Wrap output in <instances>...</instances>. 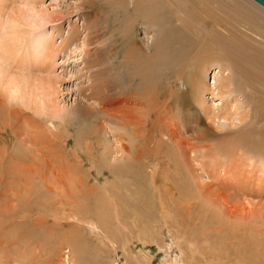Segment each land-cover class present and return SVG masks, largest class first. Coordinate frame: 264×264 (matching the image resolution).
Segmentation results:
<instances>
[{"label": "bare ground", "instance_id": "6f19581e", "mask_svg": "<svg viewBox=\"0 0 264 264\" xmlns=\"http://www.w3.org/2000/svg\"><path fill=\"white\" fill-rule=\"evenodd\" d=\"M35 1L38 0H0V144H2L0 165H7L6 157L8 158V155L9 158L15 155V158H8L10 161L17 158L15 151L18 150V146L14 144L10 147L8 141L11 137L8 135H12L16 143L26 146L55 144L54 139L57 135H52L49 126L45 125L44 128L47 133L50 132L49 136L52 138L45 134H39L38 128L39 125L44 126L43 122L39 118L28 115L27 111L30 110L39 116L61 120L63 124L65 123L64 130H67V126L73 125L76 121L79 124L82 122V125L83 121L84 123L88 122V127L80 128L77 124L79 129L74 131L75 147L72 146L74 148L72 151L75 157L80 159L78 164H82L81 168L84 166L82 163L84 157L80 151L83 150L88 156L91 154L93 157L100 151L99 154L102 155H100V159L102 158L101 161L104 165L106 164V170L112 174L114 182L110 184V189L104 188L111 193L109 201H107L99 197L101 195L98 193L99 187L89 185L91 179L83 174V180L74 178L76 175H69L68 179L65 177L64 182L59 181L58 175V177L56 176L58 180L48 176L46 177L49 178L48 180L43 178L45 181L42 189L48 195L45 199L46 207L43 206L44 209L39 207L36 201L30 204L31 200L28 199V196L22 199L18 198V203H22L25 210L39 208L37 214L43 215L44 219L48 220L47 216H49L50 219L57 220L60 219L59 216L56 218L54 210L51 209L59 210L58 205L59 207L63 205L62 201L69 203L75 198L71 204L70 215L63 222H66L68 226L73 225L69 226L73 231L76 223L74 222L75 216L78 217L83 211L87 212V205L80 206L76 202L83 197L89 203L88 197L95 194L99 197L101 209L111 215L116 222L118 221V226L122 229L133 232L136 230L137 224L145 217V208L151 202L149 195L155 197L159 203L161 225H166L169 229L176 227L174 223H177V220H174L172 215V220L167 217L168 206L174 200L182 198L185 200V204L181 212V225L188 224L189 230L181 235V238L194 244L189 246V253L193 259L197 257L199 261L202 260L206 264H225V262L227 264H264V228L260 227L257 219L250 225L230 220V217L236 212L246 214L245 203L251 206L253 199L264 197V158L255 159L256 155H262L263 142L253 134L257 127L246 126L255 123L258 118L264 119V23L256 22L255 18L258 16L254 18L247 14L249 11L242 4L243 7H240L235 4H227L224 0H81L77 7L79 9L77 15L83 19L84 31L87 30L86 40L77 44L80 32L77 28L72 27L71 33H67L61 41V45L55 47L50 36L46 35L47 37H45L37 34L40 24L43 25L54 19L50 20L51 15L46 12L47 10H42L40 7L41 10L37 9L36 6L27 7L25 4L26 2L33 4ZM249 1L264 13V6L262 7L254 0ZM223 7H230L228 9L231 12L227 13ZM106 8L108 10L110 8L116 12V15L122 16L121 20L125 25L121 31L119 29L120 32L117 33L118 37L114 42L108 40L109 43L103 46V51L105 50L103 56L107 65L104 67V76L102 77V72L99 70L100 65L96 68L99 64L96 57L99 49L94 51V46H90L98 41L96 38L99 37L95 38V36H98L97 34L106 22L102 20L101 23V19H99L101 17L96 12L104 14L103 10ZM52 16H54L53 13ZM55 16L58 19L60 14L58 17ZM173 20L180 21L179 26H175ZM138 21H142L147 28H149L148 26L157 27L156 41L155 44L151 43L154 47L149 52L145 50L146 47L144 48L128 35L132 32L134 23ZM106 25L104 29L102 28L104 33L109 27L107 23ZM31 36L37 40L34 44H28ZM110 38L112 39V37ZM186 42L189 43L188 46H186ZM74 43L75 45H73ZM172 44L176 45L178 53L170 49ZM119 45L121 48H118ZM77 48H85L83 53L88 58L82 56L80 63L82 64L81 70H86L88 73L83 81L88 80L89 84L86 86L81 84L82 86L77 88L79 100L69 109H64L60 107L59 102H56L60 93L57 83L61 82L63 76L59 75L62 78L57 79L58 73L54 75L55 78L54 73H49L50 79L43 74L47 71L52 72L49 69L50 62L54 61L56 54L63 50L66 55L68 49L70 51L75 49L73 51L75 52ZM187 53H195L194 55L197 54L195 59L198 58L197 62L198 60L203 61L198 72L196 71V78L190 83L188 80L186 81L190 84V93L188 92L190 97L197 105L199 112L202 113V117L204 116L200 120L201 116L198 111L193 113L197 115L193 120L192 134L188 136L185 133L190 120L181 111V105L186 103V101L184 102L186 97L182 93L180 95V93L173 92L178 94L174 95L173 89L168 88L170 101L178 105L174 109L175 112L171 113L173 104H170L168 96L167 98L163 97L162 92L159 91L161 86L171 85V82L161 80L163 78L168 81L173 71L170 57L178 58L180 55L186 57ZM78 55L79 53L76 56H71L70 53L69 58L76 59H72L71 62L77 61ZM207 56L210 61L207 60L204 63ZM119 57L121 60L116 62ZM179 61L180 59L177 63ZM177 65L183 67L184 62L181 60ZM212 65L215 66L213 67L212 82L206 83L204 76L207 68ZM160 68L163 70L162 73L158 72L161 70ZM83 72L81 71L79 74L82 76ZM206 92L211 95V100L205 99ZM250 104L255 107L253 114H249ZM160 110L164 111L162 114L167 110L174 122L170 125L165 122L164 128L158 129L157 127L156 134L153 129L158 123L156 124V121L152 120V116ZM165 115L163 114V117ZM258 115L260 117H257ZM162 119L165 120V118ZM175 120H179V122L177 123ZM222 120L228 122L229 128L235 127L238 123L246 121L247 123L236 131L221 132L220 123ZM102 121H107V123L103 125ZM198 121L205 127L198 126ZM48 124L51 125V122ZM147 124L152 125L155 136L149 133V129L142 128ZM245 128L247 133H239ZM106 130L114 132L112 139H109L110 142L104 137ZM116 130L117 132H115ZM140 133L146 134L147 140L145 137L139 139L138 134ZM148 134H151V137H148ZM69 139V136L66 135L63 140H58V146L51 147L52 150L54 149V152L60 155L61 149H66ZM11 150L15 151L10 153ZM151 150H155L153 155H151ZM235 157H239V162L245 161L249 162L248 165L254 164L252 170H248V172H253L254 169L256 171L253 174H258L247 176L241 171H233L234 168H231V171L228 170V162L232 159L238 160ZM117 158L125 161L110 168V163ZM150 163H153L154 167L150 169L149 182L142 189L139 185L142 167L145 165L148 168ZM17 169L15 168V170ZM78 170L80 171V169ZM14 172L12 170V173ZM125 177H131L134 181L133 188L123 181L118 185L115 184L116 179L122 180ZM24 194L30 193L24 191ZM64 210L67 211L65 208ZM170 211H172L171 208ZM96 212L100 214L101 211ZM202 212L205 214H200ZM249 215L250 218L254 217L253 214L248 213ZM207 216H210L209 220H207ZM19 218L21 220L13 218L11 222L18 224L17 228L21 227L23 237L28 239L34 235V230L26 228V217ZM95 220L99 221V219ZM105 220L106 217L103 218V225L98 224L106 227ZM197 220L198 222H196ZM88 223L90 227L96 225L92 222ZM81 228L87 229L86 226ZM209 228L210 232L208 233ZM212 232L217 237V243H214L217 248L215 251H212L209 243ZM68 233L70 239L67 237V240L69 239L67 242L70 247H73V250L66 249V258H63L59 264H75L72 257L76 251L82 250V245L77 242L75 232ZM201 233L203 234L200 235ZM138 237L139 235H137ZM173 237L177 239L176 236ZM201 240H204L205 243L200 244ZM68 251L73 254L71 257ZM3 258L4 261L8 260V258ZM24 258L21 255L18 258L15 257L14 260L18 262L17 264H26ZM0 264H3L1 259Z\"/></svg>", "mask_w": 264, "mask_h": 264}, {"label": "rangeland", "instance_id": "374dc122", "mask_svg": "<svg viewBox=\"0 0 264 264\" xmlns=\"http://www.w3.org/2000/svg\"><path fill=\"white\" fill-rule=\"evenodd\" d=\"M224 1L227 2V4L228 3L231 5L235 4V5H238L240 7L243 5L244 8H247V10L249 11L247 14H250L254 18L256 16H258L255 18L257 23H259V22L264 23V13L260 11L259 7L257 8V6H255V4H252L249 0H227V1L224 0ZM80 3H81V0H38V1H35L33 4L30 2H26L25 4L27 7L36 6L37 9L41 8L42 10H47L46 12H48L51 16H52V13L54 14V16H52V17L50 16V20L53 18L54 19L53 21H50L48 23H44L43 25L40 24V29H39L37 34H40L41 36L44 35L45 37L50 36V38H52L53 45L55 47H57V46L61 45V43H62L61 41H63V38H65L67 33L68 34L71 33L72 27L77 28L78 31L80 32V38L76 42L77 44L78 43L80 44L81 42L86 40L87 30L84 31L83 19L77 15L78 10H79L77 7ZM223 4H224V2H223ZM173 7H176V5H173ZM43 8H45V9H43ZM228 8H230V7H223L224 11H226L227 13H229V11L231 12V10H229ZM91 11L95 12L93 10H91ZM103 11H104V14H102L103 12H101V13L96 12V14L98 13L97 15L101 17V18H99V19H101V23H102V20H103V22L106 21L104 23V25L102 24L104 26V27L102 26V28L104 29L107 26L106 23L109 25V27H107V32H105V33H104V30L101 28L100 29L101 31H99V33L97 34L98 36H95V38L99 37V38H96V40H98V41L94 40L95 44L93 43L90 46V47L94 46V48H95V49H93L94 51L96 49L97 50L101 49L100 52L98 50L97 55H96L98 62H99V64L96 66V68L100 65L99 70L102 72L101 73L102 77L104 76L103 75L104 67H106V65H107V63L104 59V56H103V54H105V50L103 51V46L106 43H109L112 41L114 42L115 39L118 37L119 32L121 31V29L125 25V23L124 24L122 23V20H121L122 16H120L118 14L116 15V12H113V10H110V8H109V10L106 8ZM59 14H60L61 18L59 16ZM55 15H57V17L59 16L58 19L55 18L56 17ZM113 16H114V18H113ZM97 20H98V18H97ZM115 21H117V22H115ZM175 22H176V20L174 21L175 26H179L180 21H177L176 23ZM51 23L57 24V25H53ZM114 23H115V25H113ZM135 23H134V27H133L132 32L128 33V35H130V38H134V40L137 41L139 44H141L144 48L146 47L145 50H147L149 52V50H151L154 47L153 44H155V41H156V34H157L156 28L157 27L148 26L149 28H147L142 21H138L136 24ZM259 25H261V24H259ZM59 29H60V31H59ZM119 29H120V31H119ZM153 30H154V32H153ZM110 33H112V34H110ZM105 36H106V38H105ZM110 37H112V39ZM95 38H92V39H95ZM29 40L30 41H28V44H34L37 41L34 36H31L29 38ZM108 40H109V42H108ZM132 41H133V39H132ZM152 42H153V44L151 45ZM73 45H75V43ZM188 45H189V43L186 42V46H188ZM121 46H122V44H121ZM121 46L119 45L118 48H121ZM170 49L173 50L175 53H178L176 51V45L175 44H172V48L170 47ZM74 50L75 49H72L70 51L68 49L66 51V55L64 54L63 50L61 51V53L56 54V56H54L55 59L53 58L54 61L50 62L51 65H50V63H48L50 65L49 69H51L52 72L47 71L48 72V73L46 72L47 74L45 72L43 74L44 76L49 77L50 79H51V76H50L51 73H54L53 76L58 73L56 75L57 79L62 78L59 75L63 76V79L61 80V82L57 83L60 87L59 88L60 93L57 96L58 99H56V102H59L60 107H63L64 109H69L72 105H74L77 102V100H79V96L77 94V88L81 87L82 85L86 86L87 84H89L88 80H86L85 82L83 81L85 76L88 75V73L86 70H81L82 64L80 63L82 56H84V58H88L83 53L84 52L83 50H85V48H80V49L77 48V50L75 52H73ZM70 53H71V56H74V55L76 56L79 53V55L77 56L78 57L77 61L71 62L72 59H74V60H76V59L75 58H69ZM179 53H183V52H179ZM195 53H191V54L187 53V54H185V55H188L186 57L181 56V55L178 57V55H177V57L180 59V61L178 63H180L181 60H182V62H184L183 67L180 65L179 66L177 65L178 64L177 61L179 60L178 58H174L171 56L170 62H172V65H173V68H172L173 71L171 72V76L169 77L168 81L164 80L163 78L161 79L164 82H171V85L168 86L165 84V85L161 86L159 89V91L162 92L163 97H165V98H167L168 95L170 96V94H169L170 91L168 92V88L171 90L172 89L174 90V91L172 90V93L176 92V93H180V95L182 93L186 97L187 100L186 99L184 100V102L186 101V103L181 105L182 106L181 111H182V113H184L185 117H187V119L190 120L189 121L190 124L187 127L188 130H186L187 132L185 133V135H187V136L192 134L191 129L194 128V124H193L194 121L193 120L195 119V117L197 115V114L194 115L195 112L198 111V113L200 114V116H201L200 120H202L204 118V116L202 117V113L199 112L197 105L193 102V100L189 94L190 93V91H189L190 84L189 83L191 82V80L193 81V79L196 78L198 69L200 68V65L203 64L202 60H198V62H197L198 58L195 59L196 58L195 56H197V54L194 55ZM166 54H168V53H166ZM94 56H95V53H94ZM120 60L121 59L119 57V58H117L116 62H118ZM207 60H209L208 56H207V59L204 60V63ZM188 61H190V62H188ZM200 61H202V62H200ZM116 62H115V64H116ZM181 64H183V63H181ZM102 67H103V69H102ZM213 67H215V66L212 65V66H209L207 68L206 74L204 76L205 77L204 81L206 83L212 82ZM161 70H159V71L157 70V71L162 73L163 70L162 71ZM81 71L82 72L84 71L82 73L83 74L82 76H81V74H79V73H81ZM85 72L87 74H84ZM158 74H160V73H158ZM193 76H195V77H193ZM54 78H55V76H54ZM186 80H188L189 83ZM58 85H57V87H58ZM165 92H166V94H165ZM173 94L178 95L175 93H173ZM169 96H168V99L169 98L171 99V97H169ZM204 97H205V99L207 98V100H211L210 99L211 95L209 93L205 94ZM170 99H169V101H170ZM165 100L167 101V99H165ZM245 100H246V98H245ZM216 102H219V101H216ZM167 103H168V101H167ZM170 104L171 105L173 104L171 106V107H173L171 110V113H174L175 112L174 109H176L178 105L174 104L171 101H170ZM10 106L12 107V105H10ZM249 108L251 109L249 114L250 113L253 114L255 111V107H253L251 105ZM160 111H157L154 114L155 116L154 115L152 116V120H155L156 124L158 123L156 125L155 129H153V130H155L154 132L156 134L158 132L157 130L160 127L164 128L165 122L166 123L168 122L169 125L174 122L170 118V116L168 115L167 110H166V113H163L164 115L166 114L165 115L166 117L165 116L163 117L162 112H164V111H161V112ZM27 113H28V115H30L34 118H39L40 121L42 120L43 123L42 122L41 123L44 126L39 125V128H38V132L40 135L45 134L46 136L52 138L51 136H49L50 132L48 131V133H47V131H45L44 127H45V125H47L51 129L52 135H57L58 138H57V136H55V138H56V139H54L55 144L51 143L48 146L47 145L44 146L42 144H35L34 145L32 143H31L32 146H26L23 144L16 143V141L14 140V137L12 135H8L9 137H11V139L8 141V142H10V147L15 144L18 146V148H17L18 150L17 151L11 150V152H10V153H13L15 151V153L17 155L16 160L14 159V160L10 161L9 159H12V157L15 158V155L12 156L11 158H9V155H8L9 159L6 157V160L8 162L7 165H0V219H1L0 220V223H1L0 224V251H1L0 255L2 253L3 254L5 253L4 254L5 256L4 255L0 256V259H1L3 264L4 263L5 264H17L18 262L15 261L14 259H15V257L18 258L21 255H23L25 257L24 259H26V261H24V263H26V264H59L60 262H62L63 258L64 259L66 258L65 255H67V253L65 251L70 250V249L73 250V247H70L68 242H67L70 239V235L68 232H75V236L78 240L77 242H80V244L82 245V250H79L78 252L76 251L74 253V256L72 257L75 260V264H206L202 260H201L202 262L199 261L197 257H195L196 259H193V257H191V255L189 253V246H192L194 244L187 242V241H184L181 238V235H183L184 233H186L189 230L188 224L183 223V225H181V223H182L181 212H182L183 206L185 204L184 199L178 198V199L174 200V202L169 204V206H168L167 217L171 218L170 220H172V216H173V219L177 220V223H174L176 225V227L173 229H169L168 227H166V225H164V226L161 225V220H160L161 218H160V213H159L160 208L158 207L159 203L155 197L150 196V195H149V200H151V202L145 208V217L143 218L142 221L139 222V224H137L136 230H134L133 232H132V230L128 232L126 229H122L120 226H118V221L116 222V220H114V218L111 215H108V213L105 210L101 209V207L99 206V205H101L100 200H98L99 197H101L103 200L106 199L107 201H109L108 198H109V195H111V193L108 190L106 191V189H104V188L110 189L111 188L110 184L112 182H114V178L112 177V174H109L108 171L106 170L107 169L106 164L104 165L103 161H101L102 158L100 159V157L102 156L101 154H99L100 151L95 153L94 157L90 154L92 156L91 158H90V155L88 156V154L86 152H84L83 150H82L83 152L80 151L81 152L80 154L83 155L84 160H85V161L82 160V163L84 165L82 168H81L82 164H78L80 159L75 157L74 152L72 151L74 149L72 147V146H74V138H75V135H74L75 132L74 131L77 130V128H78L77 124H79V123H77V121H76L75 123H73V125L71 124L70 126H67V130H64L65 128H63V127L65 126V123L63 124V122L57 118L51 119V118L46 117V116H45L46 117L45 118L44 116H39V115L34 114L30 110H28ZM161 117L165 118L166 121L164 119H162ZM257 117H260V116L258 115ZM43 119H44V121H43ZM168 119H169V121H168ZM72 120H74V119H72ZM50 122H51V125H53V126L48 124ZM102 122H103L102 123L103 125H104V123H107V121H102ZM175 122L178 123L179 120L178 121L175 120ZM245 123H247V121L243 122L241 124L238 123L235 127L229 128L228 122H225L222 120V122L220 123V125L222 126L221 132H224L226 130H235L236 131V130L240 129L241 127L245 126L244 125ZM85 124H87V125H85ZM197 124H198V126L200 125L199 121ZM204 124L207 125V123H204ZM81 125H82V122H80V124H79L80 128L83 126L88 127V122L84 123V121H83V125L82 126ZM152 125H153V123H152ZM151 126H150V124H147V126H146L147 128L145 126H142V128L144 130L149 129V131H150L149 133H151L153 136H155L153 131H152ZM200 126L205 127V125H202V124ZM208 126H210V125H208ZM246 126L257 127V129L255 130V132L253 134L256 135L255 137L258 140H261V142H263V146H262V150H261L262 155H256V158L254 157L255 156L254 155L253 157L255 159H257L258 157L264 158V119L258 118V119H256L255 123L250 124V125H246ZM157 127H158V129H157ZM249 127H247V128H249ZM40 128L42 129L41 131H40ZM67 131H68V133H67ZM8 132L10 133L9 130H8ZM115 132H117V130ZM243 132L247 133L246 128L243 131H240L239 133H243ZM257 132L258 133L260 132L259 133L260 135ZM113 133L114 132H108V130H106V134L104 135V137L108 140L112 139ZM151 134H148V137L149 136L151 137ZM60 135L62 136L61 138H60ZM66 135H68L70 139L68 141L66 149L65 150L61 149V154L59 155L56 152H54L55 150L54 149L52 150L51 147L58 146L59 141L63 140ZM138 135L140 136V137L138 136L139 139L140 138L142 139L143 137H145L147 140L146 134L140 133ZM71 137H73V138H71ZM258 137H260V138H258ZM110 141L111 140H109V142ZM126 144L128 145L127 142H126ZM108 145H109V143L107 142V146ZM1 146H2V144H0V147ZM37 147H40L41 149L40 148L37 149ZM12 149H14V148H12ZM154 152H155V150H151V155H153ZM54 153H55V157H54ZM191 156H193L192 153H191ZM235 158H237V157H235ZM18 160H19V162H17ZM126 160H128V159H126ZM124 161L125 160L122 161L120 158H117L115 161H112L110 163V168L115 167ZM239 161H240L239 159L235 160V161H234V159L230 160V162H228V164H227V167H228L227 169L231 171V168L232 169L234 168L233 171H236V172L241 171V173H244V174L246 173L245 175H247V176L254 175L253 173L256 170L253 169V172L252 171L250 172L252 174H250L248 172V170L249 171L252 170V167L254 164L248 165L249 162H245V161L239 162ZM21 162H22V164L23 163L24 164L22 165ZM99 162H101V163H99ZM10 164L12 165L11 167H10ZM101 164H102V166H101ZM17 165H19V166L21 165V167H19ZM229 165L230 166L232 165V167H229ZM153 167H154L153 163H150L148 168H146L145 165L142 167V169H143L142 175L139 178V182H140L139 185L142 187V189H143V187H145L147 182H149L148 178H149L150 169H153ZM15 168L16 169L21 168V169L15 170ZM101 168H103V169H101ZM34 169H35V171H34ZM78 169H80V171ZM12 170L15 171L14 173L16 176L14 175V173H12ZM75 171H77V172L75 173ZM40 173H41V175H40ZM44 173H45V175H44ZM50 174H53V175H50ZM60 174H62V175H60ZM64 174H65V176H64ZM82 174L85 175V177H89V179H91V181L89 182V185L99 187L98 193H100L101 195L98 197L95 194H92L91 197H88L89 199L86 198V199H88L89 203L91 202L90 204L92 206L83 197L78 199V201L76 202L78 205L84 206V207L87 205L86 206L87 212L83 211L79 214L78 217L75 216L76 218L81 219V220L78 221L76 218L74 219V222H76V223L74 224L73 231H71L72 228L69 227V226H73V225L68 226L66 224V222L65 223H63V222L66 220L68 215H70L69 211L71 209V204H72V202L75 201V198H73L72 201L69 203H64V201H62L63 205H60V207L58 205L59 210H57L55 208L51 209V210L55 211V212L53 211V213L56 216V218L59 216L58 218H60V219H57V220L56 219L55 220L50 219L49 216H47L48 220L44 219L43 215L39 216L37 214L39 208L37 210L34 208H30V210H29V208H27L25 210L23 207L24 205L22 203H18L19 202L18 198L22 199V198H26L28 196L29 197L28 199L31 200L30 204H32L33 201H36L37 204L39 205V207L41 206V208L44 209V207H46L45 206L46 205L45 199L47 198L48 195L46 194V192L42 188H43V182L45 181V179L46 180L49 179L46 177L49 176V177L56 178V176L58 175L59 176V177L57 176L58 179L60 178L59 181L64 182L65 177H66V179H68L69 175L70 176L76 175L74 178H78L80 180H83L84 176ZM256 174H258V173H256ZM20 176H21V179L19 180ZM43 178H45V179H43ZM116 180H117V182H115L116 185H118L119 182L121 183V181H123V182H125V184H128L130 188H133V185L135 184L134 181L131 179V177H127V178L125 177L122 180H119V179H116ZM8 182H10V183L8 184ZM17 182H19V183L21 182L22 184L21 183L19 184ZM18 184H19V186H18ZM13 185L15 188L13 187ZM27 185H28V187H27ZM16 186H18V187H16ZM21 187H22L23 191H22ZM24 191H26L27 193H30V194L25 195ZM151 191L154 192L152 189H151ZM7 193H8V195H7ZM34 193H35V195H34ZM11 203H13V204H11ZM82 203H84V204H82ZM247 206H249V205H247L245 203V207H246V210H245L246 214L245 215H244V213L236 212L230 217V220H234L235 222H239L241 224L244 222L245 224L250 225L251 222H253L255 219H257V223L260 225V227L264 228V197H262V198L258 197L256 199H253L252 205L249 207H247ZM1 207H3V208H1ZM180 207H181V209H180ZM41 208H40V211H41ZM61 208H63V209H61ZM64 208L67 211H65ZM170 208L172 209V211H170ZM179 209H180V211H179ZM22 210L23 211L25 210L24 212L27 215H25ZM96 211H98V212L101 211V212L99 214ZM82 213H83V215H82ZM248 213L253 214L254 217L250 218V215L248 216ZM200 214H205V212H202ZM88 215H90V216H88ZM19 217H26V223H25L26 228H32L34 230V235H32L28 239H25L23 237L21 227L17 228L18 224H12V222H11L13 218L17 219V220H21V218H19ZM104 217H106V220H105L106 227L101 226V225H103L102 223H103ZM83 219H85V220L83 221ZM95 219H99V221L95 220ZM209 219H210V216H207V220H209ZM81 221H83V222H81ZM51 222H53V223H51ZM88 222H92L93 224H96V225L90 227ZM109 222H110V224H109ZM196 222H198V220ZM98 223L101 225H99ZM107 225H108V227H107ZM248 225H246V226H248ZM82 226H86L87 229L84 230L83 228H81ZM209 232H210V228H209L208 233ZM67 234H68V236H67ZM202 234L203 233H201L200 235H202ZM137 235H139L138 238H137ZM173 236H176L177 239H175ZM214 236L215 235L212 232L210 235V238H209V243L211 245L212 251L217 250L216 246L214 245V243H217V240H216L217 237L216 236L214 237ZM67 237L69 238L68 240H67ZM175 242H177V243H175ZM199 243L202 244L205 242H204V240H201ZM177 244H178V246H177ZM68 252H70V251H68ZM72 255L73 254H71V252H70L69 256L71 257ZM3 257L8 258V260L6 259L4 261ZM225 264H227V263L225 262Z\"/></svg>", "mask_w": 264, "mask_h": 264}, {"label": "water", "instance_id": "95a60500", "mask_svg": "<svg viewBox=\"0 0 264 264\" xmlns=\"http://www.w3.org/2000/svg\"><path fill=\"white\" fill-rule=\"evenodd\" d=\"M256 2H258L259 4H261L262 6H264V0H254Z\"/></svg>", "mask_w": 264, "mask_h": 264}]
</instances>
